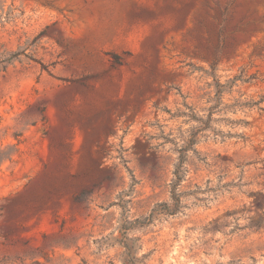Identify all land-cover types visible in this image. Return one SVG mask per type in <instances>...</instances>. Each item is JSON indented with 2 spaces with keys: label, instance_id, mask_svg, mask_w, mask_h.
<instances>
[{
  "label": "rangeland",
  "instance_id": "1",
  "mask_svg": "<svg viewBox=\"0 0 264 264\" xmlns=\"http://www.w3.org/2000/svg\"><path fill=\"white\" fill-rule=\"evenodd\" d=\"M0 264H264V0H0Z\"/></svg>",
  "mask_w": 264,
  "mask_h": 264
}]
</instances>
